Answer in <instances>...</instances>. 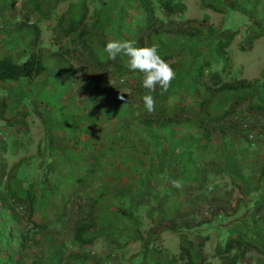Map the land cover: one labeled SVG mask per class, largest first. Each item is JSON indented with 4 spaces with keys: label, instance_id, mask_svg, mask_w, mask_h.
<instances>
[{
    "label": "trees",
    "instance_id": "16d2710c",
    "mask_svg": "<svg viewBox=\"0 0 264 264\" xmlns=\"http://www.w3.org/2000/svg\"><path fill=\"white\" fill-rule=\"evenodd\" d=\"M118 1L121 4H117L119 6L116 5ZM201 1L203 6L218 10L214 4ZM135 2L137 4L133 5ZM223 3L244 15L248 14L232 0H224ZM40 4L36 1L31 10L40 9ZM114 5L118 9L109 10V6L111 8ZM182 8V0H108L107 4L100 2L94 8L95 18L89 24L83 22L84 13H81L77 20L71 19L68 26L64 27L62 15L58 23L60 31L65 36L76 33L80 55L91 72L111 74L113 80L115 78L117 83L125 87L128 80L134 81V87L128 93H123L118 85L109 87L106 81L94 82L96 97L84 100L82 105L77 104V97L71 92L73 69L61 54H47L39 47L34 48L35 39L29 37L30 27L26 24H16L11 30L5 31L6 49L0 52V114L8 108L7 99L1 96H4V92L8 93L14 81L20 80L29 88L37 79L44 77L48 82L46 85L56 83L59 92L57 98L63 107H67L64 109V120L68 121L67 127L73 133L65 136L60 130L52 131L41 117L46 140L42 145L38 143L37 157L22 158L9 168L2 156L14 153L12 144L6 149L5 145L1 146L0 215L5 214L17 227L15 233L7 230L6 219L0 221V264L40 263L34 260L12 262L9 249L4 246L15 241L18 242V248L25 250L30 243H37L34 238L37 230L56 227V222L61 218L56 217L42 224L31 221L37 213H41L45 204L48 209L58 208L54 203L55 195L50 196L51 193H57L58 189L52 187L69 184L72 196L81 198L67 230L65 246L83 247L93 242L96 229L104 231L110 226L121 228L120 221L124 215L130 221L135 218L137 210L129 207L131 198L143 192L150 184V178L154 180L152 186L164 197L155 207L150 208L148 203L143 202L140 208H144L150 216L161 206L164 216L160 220L167 222L165 230L179 234L181 231L198 232L201 226L217 229L220 238L215 253L224 264H236L234 253L238 249L258 251L263 257L261 264H264V200L260 196L264 194V161L253 151L255 142L247 143L242 136L238 138L242 147L229 153L231 136L222 130L226 119L234 117L244 101H247L246 110L264 113V104L256 100L257 94L264 95V78L262 81L236 80L225 74L228 71H218L216 67L227 66L231 60L227 55V47L232 40V33L220 38L209 25L186 28L180 22L182 17L178 13ZM5 9L6 5L0 8V12ZM109 14L114 16L113 20ZM251 19L257 29L264 30L261 24L263 17L260 20ZM112 24L120 26L118 33L121 39L135 41L136 47L156 43L163 60L177 58L176 62L169 64L175 72V79L168 92L161 95L157 87L151 93L156 101L152 113L145 110L141 99L147 93L142 85L143 75L128 69L127 57L118 56L111 60L104 51L110 34L101 32V29L106 27L104 29L110 30ZM96 30L100 31L101 40L104 39L100 51L94 50L90 46L91 41L88 43L85 39L86 35ZM12 31L19 33L15 41L10 40ZM204 39L208 41L204 43ZM70 41L73 42L72 38ZM10 49L15 55L10 54ZM50 69L55 74L51 82L50 74L46 75ZM255 84H258L256 91ZM18 96L21 98L20 94ZM20 98H17L18 102H21ZM187 98L194 101L193 108ZM41 104L36 103V110ZM232 120H237V117ZM96 122L101 125L96 127ZM193 129L195 132L192 133ZM214 130H219L221 134V150H213L211 136ZM191 150L196 151L194 153ZM235 161H239L240 165L245 163L248 170L245 178L258 185L251 192L254 206L240 201L231 211L230 217L222 211L215 214L213 219L216 225L215 222L208 225L196 222L190 205L192 201L197 198L199 201L205 198L220 201L229 197L230 192L226 190L215 193V189L224 185L219 180L215 183V179L226 174L231 184L240 190L241 182L234 183L232 179ZM164 171L167 173L163 174ZM169 172L180 176L176 181L179 186L172 187L176 194H171L169 190L166 177ZM44 186L48 188L47 191ZM190 188L198 193L197 198L187 194ZM23 204L32 227L19 230L20 217L15 208ZM170 205H173L171 211L168 210ZM105 206H110L111 211L104 209ZM226 218L230 219L225 222ZM241 224L244 227H240ZM201 246L202 242H199L193 249H188L179 244V252L175 256L166 257L165 262L156 260L151 264H200L193 253ZM84 258L82 253L68 252L62 264H73L72 260L82 263Z\"/></svg>",
    "mask_w": 264,
    "mask_h": 264
},
{
    "label": "rangeland",
    "instance_id": "374dc122",
    "mask_svg": "<svg viewBox=\"0 0 264 264\" xmlns=\"http://www.w3.org/2000/svg\"><path fill=\"white\" fill-rule=\"evenodd\" d=\"M36 1L39 4L41 3L40 9L31 10ZM204 1L214 4L218 10L215 11L203 6L201 0H182L183 8L178 12L182 17L180 20L182 25L186 28L187 26L202 28L209 25L212 30L216 31V36L220 38L232 33V40L227 47V55L231 60L227 66L219 65L216 67L217 70L221 71L223 69L222 71L224 72L228 71L225 74L236 80L262 81L264 78V30L257 29L251 22V18L260 20L263 17L261 24L264 26V1L232 0V2L240 5L248 13L246 15L239 10L224 6V0ZM245 1H248V3ZM44 2L46 3L45 6ZM100 2L107 4L108 0H0V8L6 5V9L2 13L0 12V52L6 49L4 48L5 31L11 30L16 24H26L27 27H30L28 32L29 37L35 39L34 48L39 47L43 53L47 54H61L63 59L73 69L71 92L77 97L78 105H82L84 100L96 97L97 89L93 84L94 82L102 83L106 81L109 87L118 85L123 93H128L134 87L133 80H128L125 87L121 86V83H117L115 78L113 80L111 74L91 72L90 67L85 64L80 55L81 49L76 41V33L65 36L59 29L58 23L62 15H64L61 20L64 27L68 26L71 19L77 20L81 13H84L83 22L89 24L95 18L94 8ZM226 3L227 5L229 4V2ZM117 4L121 5L120 1L116 2ZM136 4L137 2L133 3V5ZM116 5L111 8L109 6V10L116 11L118 9ZM46 9H48V12H46ZM109 18L113 20L114 16L109 14ZM174 19L175 21L177 20L175 17ZM117 25L112 24L110 30L104 29L106 27L101 29V32H105V34L109 32L110 35L107 37L109 41L121 39L118 33L120 26L117 27ZM99 30L85 37L86 42L89 43L91 41L90 46L96 51L101 50V41H104V39L101 40ZM18 35V32L12 31L10 40H16ZM70 38H72L73 42L70 41ZM207 41V39L203 40L204 43ZM67 49L68 51L65 53ZM9 51L11 55H15L13 49ZM173 61L176 62L177 58L166 60L169 64ZM51 70L53 69L47 70L48 73L46 74H50V82L54 74V71ZM46 82L45 78L42 77L40 80L37 79L33 83V86L28 88L22 81L17 80L11 84L12 87L8 88V93L4 92V96H1L7 99L5 102L8 104V108L4 110V113L0 114V148L2 145H5L4 149H6L8 145L12 144L11 146L14 151L12 155L2 156L6 161L7 168L22 158L28 156L37 157L38 143L42 145L46 140V130L41 117L47 125H50V130H60L65 136L73 133V130L67 127L68 121L64 120V114L66 113L64 111L67 107H63V103L57 98L59 92H57L56 83L51 84V86L46 85L48 83ZM257 88L258 84H255V91ZM18 94L21 95V98ZM15 95L17 98H20L21 102H18ZM256 100L264 104V95L260 96L257 94ZM37 102L42 103L39 110H36ZM187 102L188 104L191 103L192 108L194 107V101H190V98H187ZM246 104L247 101H244L239 105L237 114L234 117L227 118L224 123L225 128L222 130H225V133L228 132V135L231 136V146L228 151L232 153L242 147V142L238 141L239 136H242L247 143L251 141L255 142L253 151H255L260 160L264 161V113L261 111L250 112L246 110ZM235 117H237V120H232ZM95 125L99 127L101 123L96 122ZM195 129L191 130V132H195ZM54 133L58 134L56 131ZM220 135L219 130H214L212 133L211 141L214 151L221 150L223 147L220 142ZM191 151L195 153L196 150ZM169 157L171 158V154H169ZM222 157L226 158L225 156ZM233 163L236 168L232 173V179L234 183L236 181L241 182L240 190L235 184H231L230 178L226 174L217 180L215 179V183L218 180L224 183L223 187L215 189V193L219 194L222 190L229 191L228 199L215 201L205 198L199 201L197 200L198 193L196 194L192 190L193 188L187 191L188 195L197 198L190 203L193 207L192 214L195 215L196 222H204L207 225L215 222L216 225L217 222L213 219V216L222 211L230 217L231 211L240 201L254 206L251 192L257 189L258 185L245 178V175L248 174L245 163H241V165L239 161ZM166 173V171L163 172V174ZM166 177H168L169 181V190L171 194H174L175 191H172V187L175 186L180 176L169 172ZM33 179H35L34 176ZM262 182L264 183V177L262 178ZM149 183L143 192L136 193L131 198L132 201L129 207L137 210V215H135L132 221L128 220L124 215L120 221L121 228L119 226L115 229L116 227L110 226L104 231L96 229L95 239L91 244L71 248L65 246L68 240L67 230L72 223L81 198H74L72 196L69 184L62 183L57 188L52 187V189H58L57 193L50 194L52 197L55 195L54 199L56 201L54 203L57 204L58 208L55 210L48 209L47 204H45L41 213H37L31 221L35 224H42L48 223L49 220L56 217L61 219L56 222V227L52 229L37 230V235L34 237L37 243L35 245L30 243L25 250L18 248V242L15 241L9 244V246H4L5 249H9L7 250L10 253L11 261L34 260L35 262H40L39 264H62V259L65 258L68 252L72 254L79 252L85 257L83 262L79 263L77 260H72L71 263L151 264L156 260L165 262L166 257L175 256L179 252V244L188 249H193L195 245L202 242V246L199 249H195L196 251L193 253L195 260L200 264H224L215 253V247L220 238L219 230L205 229V227L201 226L198 232L185 233L181 231L179 234L171 233L165 230L167 222L160 220L164 216L161 206L157 212L153 211V215H150L151 217L148 216L149 213H146L144 208H140L143 202L148 203L150 208L152 206L155 207V205L160 203L162 197H164L159 194L157 188L152 186L154 180L150 178ZM44 187L47 191L48 188ZM179 194L181 195V192ZM260 196L264 200V194L262 193ZM145 199L146 201H144ZM184 206L185 208L188 207ZM105 208L111 211L110 206H105ZM168 208L169 211L173 210V205H170ZM15 212L20 217L19 230L32 227L31 222L26 218L28 212L25 204L16 207ZM3 219L7 220V230L16 233L17 226H15L14 222L9 221L10 218L7 219L5 214H1L0 221H3ZM226 219L225 222L230 218ZM240 227H244V225L241 224ZM141 254L144 258H142ZM19 256H22V258H19ZM234 256L236 264H261L263 261L262 255L254 249H245L244 251L243 249H238L235 251Z\"/></svg>",
    "mask_w": 264,
    "mask_h": 264
},
{
    "label": "clouds",
    "instance_id": "9594fccd",
    "mask_svg": "<svg viewBox=\"0 0 264 264\" xmlns=\"http://www.w3.org/2000/svg\"><path fill=\"white\" fill-rule=\"evenodd\" d=\"M158 49L159 45L156 43L151 46L136 47L135 41L124 39L110 40L104 49L111 60H115L118 56L127 57L128 69L143 75L142 85L147 93L141 99L148 113L154 112L156 108V101L151 93L157 87L161 90V95L167 93L175 79L173 68L161 58ZM175 186L178 187L179 184L175 183Z\"/></svg>",
    "mask_w": 264,
    "mask_h": 264
}]
</instances>
